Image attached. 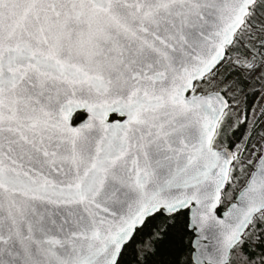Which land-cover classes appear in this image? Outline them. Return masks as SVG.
<instances>
[{"label": "snow or ice", "instance_id": "snow-or-ice-1", "mask_svg": "<svg viewBox=\"0 0 264 264\" xmlns=\"http://www.w3.org/2000/svg\"><path fill=\"white\" fill-rule=\"evenodd\" d=\"M0 264H264V0H0Z\"/></svg>", "mask_w": 264, "mask_h": 264}, {"label": "trees", "instance_id": "trees-1", "mask_svg": "<svg viewBox=\"0 0 264 264\" xmlns=\"http://www.w3.org/2000/svg\"><path fill=\"white\" fill-rule=\"evenodd\" d=\"M243 99V98H241ZM250 101L253 100L251 96L248 97L247 103L250 104ZM83 118V114L77 113L74 118L73 122H78ZM240 132L235 134V138L239 135ZM185 218L181 216L179 218L178 223L172 229L170 237L165 241L164 245L162 246V256L157 257V260L160 259H169L172 255L183 252L185 256H187L188 252L191 250L192 247V239H193V232L190 230L184 229Z\"/></svg>", "mask_w": 264, "mask_h": 264}, {"label": "water", "instance_id": "water-1", "mask_svg": "<svg viewBox=\"0 0 264 264\" xmlns=\"http://www.w3.org/2000/svg\"><path fill=\"white\" fill-rule=\"evenodd\" d=\"M77 113H81L83 114V118L81 120H79L78 122H73V125L75 126V124H79L85 120L88 119V114L86 112H84L83 110H77L76 112L73 113V118L74 116L77 114ZM195 240V234L193 233V239H192V242ZM192 244V243H191Z\"/></svg>", "mask_w": 264, "mask_h": 264}, {"label": "flooded vegetation", "instance_id": "flooded-vegetation-1", "mask_svg": "<svg viewBox=\"0 0 264 264\" xmlns=\"http://www.w3.org/2000/svg\"><path fill=\"white\" fill-rule=\"evenodd\" d=\"M242 103H243V99H242ZM255 103H257V100H256V101H250V104H249V105H252V104H255ZM247 104H248V103H247ZM242 131H243V129H241V132H242ZM239 135H240V133H239ZM239 135H238V136H239ZM238 136H237V137H238ZM237 137H236V138H237ZM236 138H235L234 136H231V135L229 136V139H230V140H235Z\"/></svg>", "mask_w": 264, "mask_h": 264}]
</instances>
